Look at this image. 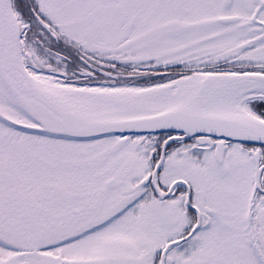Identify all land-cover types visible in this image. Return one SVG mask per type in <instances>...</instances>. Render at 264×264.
<instances>
[{
  "label": "snow or ice",
  "instance_id": "6c2138e0",
  "mask_svg": "<svg viewBox=\"0 0 264 264\" xmlns=\"http://www.w3.org/2000/svg\"><path fill=\"white\" fill-rule=\"evenodd\" d=\"M0 264H264V0H0Z\"/></svg>",
  "mask_w": 264,
  "mask_h": 264
}]
</instances>
